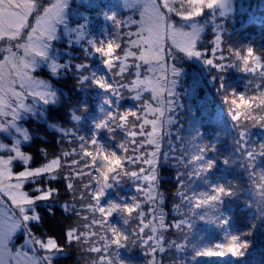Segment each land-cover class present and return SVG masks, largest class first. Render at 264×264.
Instances as JSON below:
<instances>
[{"label": "snow or ice", "instance_id": "1", "mask_svg": "<svg viewBox=\"0 0 264 264\" xmlns=\"http://www.w3.org/2000/svg\"><path fill=\"white\" fill-rule=\"evenodd\" d=\"M252 27L264 44V16L242 0H0V264H57L72 248L82 264H245L264 232V47L240 39ZM232 70L248 77L243 90ZM69 77L75 101L60 87ZM49 138L59 151L39 147L37 163L33 145ZM246 191L236 227L230 202ZM57 205L76 221L38 235L40 209L54 217Z\"/></svg>", "mask_w": 264, "mask_h": 264}, {"label": "trees", "instance_id": "2", "mask_svg": "<svg viewBox=\"0 0 264 264\" xmlns=\"http://www.w3.org/2000/svg\"><path fill=\"white\" fill-rule=\"evenodd\" d=\"M242 2L244 3L246 9L249 12L254 13L256 16H264V0H242ZM259 33H260V30L258 28L252 27L248 29L247 33L241 35L240 39L245 40L249 35L255 34L253 35V39L255 40V43L257 44V46L264 47V44H262L260 41ZM236 38L237 37L235 34L231 37L232 40H235ZM74 54L78 56L79 55L78 50H75ZM189 71L199 72L205 81L209 79L207 72L202 71L199 65H192L189 68ZM247 78L248 77H246L244 74L236 72L235 70H232L229 73L230 81L233 82L236 86H238L240 90H243V86ZM60 87L64 88L68 92L70 97H72L73 101H75L78 95H80L72 91V80L70 77L65 82H63L60 85ZM204 93L206 95V98L209 101H211L215 107L219 109L224 108V106L220 102V98L216 96L214 87L211 84L206 83V86L204 88ZM98 102H99V94L93 91L92 93L89 94V103L92 106V111L89 113V116L85 118L84 123L81 125V132L83 134H87L90 130L88 120L90 117L97 115L95 111V105ZM123 103L125 107L131 106L130 101H125ZM225 120L227 121L226 117H225ZM33 127H35V125H33ZM38 130L41 133L44 132L43 127H40ZM253 131L256 133V135H254L252 139L253 140L259 139L261 135L259 130L254 129ZM103 135L104 134H102V136ZM117 135L119 136L120 133L118 132ZM41 146H46L50 154L59 151L58 146L54 144L51 138H49V141H47L46 145H41V141L37 139L32 149L35 152L37 163H39V160H40L38 148ZM219 150L221 153L227 154L229 152H232V146L228 140H225L220 145ZM174 172L175 170L171 168L166 167L162 169V175L164 176V179L162 181L161 187L165 191V193L168 194V204L165 205L166 207H168L171 204L172 199H173L171 196V192L176 187V182L173 179ZM216 174L227 175L233 179L239 180L242 184L245 185V187L247 186L244 173L240 171L238 168H232V169L225 170L223 166L221 165L219 166ZM55 186H58L61 188V193H60L61 201H64V200L71 201L70 194H66L63 189L62 180L57 181ZM119 191L123 195H130L133 192V186L131 185L130 182H125L124 185L119 189ZM110 195L112 194L110 193ZM250 199H251V196L246 191L243 197H241V199L230 202L231 207L236 209V225H235L236 227L246 226L245 220L249 213L247 209H244V202ZM40 211H41V215L44 217V224L43 226H39L35 229L38 235L43 232L51 233L53 231H55V234L59 235L60 231L63 229L64 226L73 224L76 221V217H70V218L64 217L58 205L56 207V215L54 217L48 216L47 211L43 208H41ZM169 219H171V217H169ZM117 223H119V221H117ZM198 229L205 233V237L208 240L216 239L219 236L217 230L208 228L204 225H198ZM169 234H170L169 236L174 235L173 233H169ZM176 238L179 239V237H176ZM122 254H124L125 256L128 255L127 253H123V250H122ZM131 255L134 258H136L138 261L142 259L139 249L134 250ZM172 256L173 258H175L176 254L172 253ZM165 259L166 260L168 259L167 254L165 255ZM57 264H82V261H78L77 250L75 248H72L68 252L65 258L57 261ZM245 264H264V232H261V231L257 232L256 244L254 245L253 249L250 251V254L245 258Z\"/></svg>", "mask_w": 264, "mask_h": 264}, {"label": "rangeland", "instance_id": "3", "mask_svg": "<svg viewBox=\"0 0 264 264\" xmlns=\"http://www.w3.org/2000/svg\"><path fill=\"white\" fill-rule=\"evenodd\" d=\"M170 235V234H169Z\"/></svg>", "mask_w": 264, "mask_h": 264}]
</instances>
